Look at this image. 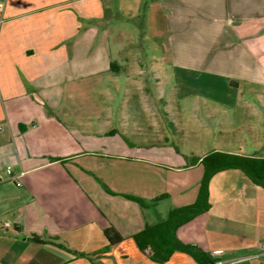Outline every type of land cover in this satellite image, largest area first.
Wrapping results in <instances>:
<instances>
[{"label":"crops","instance_id":"crops-1","mask_svg":"<svg viewBox=\"0 0 264 264\" xmlns=\"http://www.w3.org/2000/svg\"><path fill=\"white\" fill-rule=\"evenodd\" d=\"M1 1L0 264H202L182 251L155 261L134 237L196 201L205 155L264 156V0ZM142 11L163 65L119 80L111 62ZM168 67L204 86L165 87ZM144 71L155 86L137 80ZM209 202L178 239L264 264V189L228 169L212 177Z\"/></svg>","mask_w":264,"mask_h":264},{"label":"trees","instance_id":"trees-1","mask_svg":"<svg viewBox=\"0 0 264 264\" xmlns=\"http://www.w3.org/2000/svg\"><path fill=\"white\" fill-rule=\"evenodd\" d=\"M141 35H143L142 30ZM111 70L118 72L120 66L116 62H111ZM191 161L195 162L196 158H191ZM200 161L204 166V174L196 201L193 204L171 210L165 221L147 226L134 237L139 248L147 252L155 261H166L174 251L187 253L200 263L211 260L198 246L182 243L177 237V230L210 209L209 183L215 174L228 169H237L242 171L254 184L264 189V156L248 157L216 151L205 155ZM127 197L141 206L146 205L142 199L134 196ZM105 235L112 243L121 241V237L113 228L107 229Z\"/></svg>","mask_w":264,"mask_h":264},{"label":"rangeland","instance_id":"rangeland-1","mask_svg":"<svg viewBox=\"0 0 264 264\" xmlns=\"http://www.w3.org/2000/svg\"><path fill=\"white\" fill-rule=\"evenodd\" d=\"M144 11V10H143ZM142 11L139 15L134 16H128L131 17V21L129 23V29L134 34L132 37V43H129L125 50L122 53L121 59H117V64L123 68L121 70V78L119 80H123L124 77H126L127 72H131L132 67L135 68L136 71H138L140 68L142 69H150L151 67L154 68V66L159 65L161 61V54H162V47L155 41H150L146 39L145 37V14ZM110 19V18H108ZM117 19V18H115ZM141 30L143 32V35H141ZM122 58H131V62H126ZM132 58H135V62ZM158 62V63H155ZM163 65V64H160ZM172 68L168 67V78L164 80L165 87H182L185 89H193L198 88L201 85L204 86V80L200 79L197 80V78H187L184 76L183 78L177 79V72L173 70L172 74L170 75V72L172 71ZM154 74H148L145 71L142 74L137 75V80L141 82L143 85H149V86H155V82L153 79ZM105 83L110 85V81H105ZM103 85L102 83H99L97 86ZM223 92V91H222ZM224 94V93H223ZM187 103V102H186ZM186 108H184V113L181 116V120L184 123L186 134L184 135V147L185 149H188L190 146V140H192V136L190 131L192 130V123H193V116L190 111V109L187 108V105L185 104ZM149 109L143 106H139L136 108V114L140 115V121L142 122H148L149 121ZM223 118V114L216 113L215 120L216 122L221 121ZM180 119V118H179ZM207 121V120H206ZM264 130V125L261 126Z\"/></svg>","mask_w":264,"mask_h":264},{"label":"built area","instance_id":"built-area-1","mask_svg":"<svg viewBox=\"0 0 264 264\" xmlns=\"http://www.w3.org/2000/svg\"><path fill=\"white\" fill-rule=\"evenodd\" d=\"M3 1L0 2V7H3ZM5 173L7 175V177L12 178L13 174H12V167L11 166H7L5 169ZM24 173L20 172L17 176L20 177L22 176ZM3 177L0 176V182L2 181ZM5 226H8L9 224L6 223L4 224ZM218 256V252L213 253V256L210 258L211 260L202 263V264H238L241 261L244 260V258H237V259H233V260H224V259H220L217 257Z\"/></svg>","mask_w":264,"mask_h":264}]
</instances>
